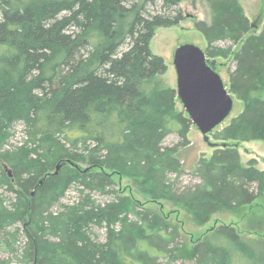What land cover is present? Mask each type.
I'll list each match as a JSON object with an SVG mask.
<instances>
[{
    "label": "trees",
    "instance_id": "16d2710c",
    "mask_svg": "<svg viewBox=\"0 0 264 264\" xmlns=\"http://www.w3.org/2000/svg\"><path fill=\"white\" fill-rule=\"evenodd\" d=\"M180 1L0 0V252L11 254L0 264L184 260L178 229L137 195L172 203L198 225L264 196V170L254 158L241 162L237 149L264 143V21L257 31L239 0H203L210 19L193 24L206 56L231 60L226 85L242 109L210 133L217 145L196 161V181L179 180L192 123L175 109V88L144 83L166 70L149 43L156 27L185 18ZM16 123L22 140L5 148ZM171 133L179 141L163 145ZM116 179L127 180L128 192ZM71 187L77 198L65 203ZM188 256L194 264H233L234 256L264 264L229 224L196 238Z\"/></svg>",
    "mask_w": 264,
    "mask_h": 264
},
{
    "label": "rangeland",
    "instance_id": "374dc122",
    "mask_svg": "<svg viewBox=\"0 0 264 264\" xmlns=\"http://www.w3.org/2000/svg\"><path fill=\"white\" fill-rule=\"evenodd\" d=\"M245 14L255 25L256 30L259 31L264 21V0H239ZM182 14L185 18L177 25L171 27H156L155 33L150 40L149 46L151 51L162 57L166 70L164 73L155 76L150 82H145L144 85L148 90H154L165 87L176 88V73L172 62L174 49L180 44L191 43L205 49L206 41L193 24L194 20L210 19V10L208 5L203 0H181L178 4ZM149 7V6H148ZM151 8V7H150ZM152 11V10H151ZM216 69L223 78L224 82L228 84V69L232 67L230 59L216 58ZM175 109L182 110V105L179 100L176 101ZM242 109V102L234 99L233 109L225 122L220 126L227 124L232 117H234ZM22 124L16 123L13 127V135L10 136L7 144L3 147L19 144L22 140ZM188 143L181 147L180 158L184 173L180 175L181 184L196 181L190 174L196 161L201 155L209 157L214 146L209 145L204 139L200 131L191 124L187 134ZM209 140L214 142L212 136ZM179 141L176 133L168 134L164 140L163 145L171 146ZM238 153L241 162L244 164L251 158L256 160V167L264 170V143L261 140L243 141L237 144ZM119 187L123 193L128 192L125 190V185H128L127 180H118ZM125 191V192H124ZM0 193L7 196L4 188H0ZM94 198L98 201H105L107 195L93 194ZM144 206L150 207L157 212L161 213L165 219L178 229L180 240L183 241V252L187 255L184 260L168 263V264H194L190 259L189 251L198 237H202L208 233L211 228L220 224H229L236 228L240 237L249 245L255 246L257 252L264 255V196L258 197L251 205L242 206L238 209H222L212 214L210 220L203 225H198L193 220L190 214L185 210L173 205L164 200L156 202L147 201L142 196L137 195ZM77 198V191L75 187H71L62 199L63 202L68 203ZM19 227L20 225L17 224ZM19 229H22L21 227ZM21 231L18 230V233ZM99 237L102 239L104 229L97 230ZM25 237L19 235L17 244L23 245ZM20 251V250H19ZM18 253V252H17ZM9 252H0V256H10ZM165 260H163L164 262ZM165 263V262H164ZM246 258H237L234 256L233 264H246ZM23 264V263H19ZM167 264V263H166Z\"/></svg>",
    "mask_w": 264,
    "mask_h": 264
},
{
    "label": "water",
    "instance_id": "95a60500",
    "mask_svg": "<svg viewBox=\"0 0 264 264\" xmlns=\"http://www.w3.org/2000/svg\"><path fill=\"white\" fill-rule=\"evenodd\" d=\"M172 62L176 73V96L191 123L211 146L210 133L222 125L233 109L234 96L216 69L215 59L195 44L178 45ZM224 145V143H223ZM8 175L9 168L3 164ZM60 167L57 163L55 172Z\"/></svg>",
    "mask_w": 264,
    "mask_h": 264
},
{
    "label": "bare ground",
    "instance_id": "6f19581e",
    "mask_svg": "<svg viewBox=\"0 0 264 264\" xmlns=\"http://www.w3.org/2000/svg\"><path fill=\"white\" fill-rule=\"evenodd\" d=\"M2 168V167H1Z\"/></svg>",
    "mask_w": 264,
    "mask_h": 264
}]
</instances>
